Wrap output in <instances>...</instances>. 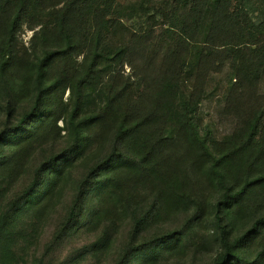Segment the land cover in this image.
<instances>
[{"label": "trees", "instance_id": "trees-1", "mask_svg": "<svg viewBox=\"0 0 264 264\" xmlns=\"http://www.w3.org/2000/svg\"><path fill=\"white\" fill-rule=\"evenodd\" d=\"M258 1V8H252L251 0H235L234 5L233 0H140L137 7H125L127 13L116 22L105 20L109 8L96 9L97 0H0V115L5 129L0 132V148L18 145L11 159L0 153V181L25 173L30 147L42 140L54 141L61 132L67 140L59 156L34 168L29 187L16 198H7L0 182V264H45L25 258L38 241L37 225L28 223V215L44 208L41 205L53 193L59 174L93 151L91 130L95 128L102 135L111 134V148L72 188L74 198L64 230L74 228L89 199L95 203L89 213L92 224H114L121 211L127 214L132 209L135 194L131 193L139 187H155L158 198L149 211L156 217L184 208L182 178L187 167L210 187L221 189L212 208L223 249L216 264L264 260L263 238L256 260L249 259L250 246L264 232V102L249 107L250 103L242 110L245 117L240 125L218 141L197 120L203 92L184 95L180 90L188 61L195 71L199 62L202 69L213 70L229 63L237 79V86L232 84L234 103L242 106L252 101L254 87L264 74V0ZM37 9L51 10L50 28L38 31L32 57L17 56L16 35L24 23L30 28L35 25ZM137 17H143L150 29L140 27L136 41L111 48L106 31ZM162 34H172L176 45L171 44L164 54L158 77L141 87L134 85L132 75L115 72L117 64H127L134 73L132 57ZM190 45L194 57L184 61L180 48ZM78 55L83 56L80 62L74 59ZM107 71L114 75L110 86L101 83V74ZM206 73L197 75L198 82ZM18 74L31 81L33 90L30 107L16 115L11 96L19 90ZM66 90L69 100L65 103ZM172 117L177 119L175 129L168 127ZM59 121L61 127H57ZM179 138L187 150L171 160ZM53 167L48 184L44 179ZM245 209L253 217L252 224L238 234L235 223ZM132 217L135 235L142 220L134 211ZM159 240L176 245L167 236Z\"/></svg>", "mask_w": 264, "mask_h": 264}, {"label": "rangeland", "instance_id": "rangeland-1", "mask_svg": "<svg viewBox=\"0 0 264 264\" xmlns=\"http://www.w3.org/2000/svg\"><path fill=\"white\" fill-rule=\"evenodd\" d=\"M139 3L140 0H97L94 7L102 10L106 5L109 8V16L105 17V20L112 19L119 22L118 18L127 13V11L124 13L125 7L130 5L137 7ZM234 4L235 0H233ZM251 5L252 8H258L259 1L251 0ZM60 6L61 4L58 7ZM49 11L51 10L37 9L33 14L35 25L31 28L27 23L22 25L16 35L17 56L32 57V47L37 45L39 38L38 31L45 26L50 28ZM115 26L104 34L108 45L113 49L126 47L132 41H136L141 34L140 27L150 29L149 23L143 17L120 21V24ZM156 39L155 44L145 45L143 53L132 57L134 73L127 64L121 66L117 64L115 72L118 71L125 77L132 75L131 81L134 85L140 83L141 87L144 82L158 77L164 54L171 44L173 46L176 44L172 41V34L165 37L163 34L161 37L157 35ZM193 48V46L188 49L180 48L184 61L194 57L191 53ZM82 58V55L74 56L77 62ZM187 63L181 73L180 90L184 95L198 90L203 92L197 120L202 128L210 131L212 138L220 141L230 135L240 125L242 117H245L244 112L241 116L243 109L245 110L250 103L249 107L264 102V74L254 87L252 101L240 106L234 103L235 94L232 93L233 85L237 86L232 64L225 63L222 67L213 70L206 66L202 69V64L199 62V67L195 71L194 64L188 66ZM203 70L207 73L198 82L197 75ZM17 76H19V80L17 79L19 90L16 89L15 96L11 98L17 105L16 115H19L30 107L33 89L30 85L31 81L26 80L24 75ZM113 76L112 71L102 73L101 83L109 85ZM20 81L23 83L20 84ZM68 100L69 92L66 90L62 101L66 103ZM0 104L2 105L1 101ZM177 124V119L172 117L168 127L175 129L174 126ZM61 126L62 122L59 121L57 127ZM4 130V116L0 115V132ZM91 132L94 134L93 151L84 160H80L59 174L53 193L41 205L44 208L28 215V223L34 222L37 225L38 241L25 258L29 262L33 259H41L45 264H216L223 249L219 241L220 230L213 219L212 208L220 198L221 189L210 187L207 181L195 175L193 170H188L187 167L183 168L182 178L185 191L182 199L186 205L184 208L172 209L156 217L149 211L150 205L158 198L153 191L155 187H139L136 193H131L135 194L132 209L127 214L121 211L119 220L114 224L107 221L92 224L89 213L94 210L95 203L89 199L82 218L77 217L74 228L70 231L63 229L67 213L73 203L72 188L83 178L89 167L108 154L111 148V134L105 133L103 136L97 128L92 129ZM63 137L64 132H61L54 141L42 140L39 146L30 147L24 159L25 173L23 170L22 174L15 176L11 181L10 179H5V183L0 181L7 198L13 199L29 187L34 168L39 167L50 157L61 154L67 145V140ZM17 149L16 143H8L3 149L0 148V153H3L5 158L11 159L17 153ZM186 150L183 141L179 138L171 150L173 155L171 160H175L176 156L182 155ZM55 169L56 167H53L49 175L45 176L44 182L50 183ZM132 211L142 220L140 230L135 235L131 232ZM244 211L239 221L235 223L238 234L244 233L252 224L253 217L249 214L250 211L247 209ZM164 236L172 239L176 245L170 247L162 243L163 240L159 238ZM262 238L264 239V232L250 246L249 259L253 262L256 260ZM260 264H264V260Z\"/></svg>", "mask_w": 264, "mask_h": 264}]
</instances>
